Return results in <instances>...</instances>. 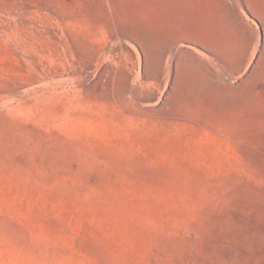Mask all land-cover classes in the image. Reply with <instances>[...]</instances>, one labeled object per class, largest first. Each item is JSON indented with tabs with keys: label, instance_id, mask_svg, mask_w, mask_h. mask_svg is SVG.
<instances>
[{
	"label": "rangeland",
	"instance_id": "rangeland-1",
	"mask_svg": "<svg viewBox=\"0 0 264 264\" xmlns=\"http://www.w3.org/2000/svg\"><path fill=\"white\" fill-rule=\"evenodd\" d=\"M0 264H264V0H0Z\"/></svg>",
	"mask_w": 264,
	"mask_h": 264
}]
</instances>
